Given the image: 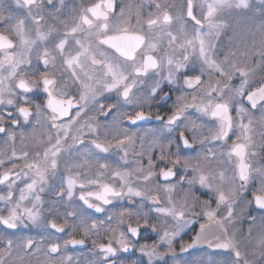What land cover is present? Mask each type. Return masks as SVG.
Masks as SVG:
<instances>
[{
	"label": "snow or ice",
	"instance_id": "1",
	"mask_svg": "<svg viewBox=\"0 0 264 264\" xmlns=\"http://www.w3.org/2000/svg\"><path fill=\"white\" fill-rule=\"evenodd\" d=\"M0 142V264H264V0H0Z\"/></svg>",
	"mask_w": 264,
	"mask_h": 264
},
{
	"label": "flooded vegetation",
	"instance_id": "2",
	"mask_svg": "<svg viewBox=\"0 0 264 264\" xmlns=\"http://www.w3.org/2000/svg\"><path fill=\"white\" fill-rule=\"evenodd\" d=\"M153 111H155V109H153ZM30 143V142H29ZM19 147H20V144H19V142H17V148L19 149ZM5 148V145L2 143V142H0V150H3ZM197 228H198V226H197ZM194 234V233H193ZM146 235V234H145ZM190 235H192V234H190ZM184 241L185 242H190V239H189V236H185L184 237ZM145 241L143 240V239H141V241H140V243H144ZM147 242H149V243H151V240H148ZM91 245H90V243H89V247H90ZM177 249H178V245H177ZM79 252H80V249H79V247H77V249L75 250V251H73V252H70V254H72V255H79Z\"/></svg>",
	"mask_w": 264,
	"mask_h": 264
}]
</instances>
